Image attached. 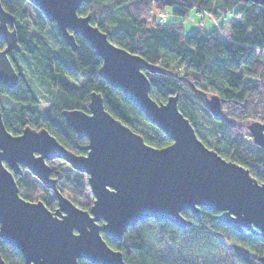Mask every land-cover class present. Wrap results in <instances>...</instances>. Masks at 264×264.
<instances>
[{
  "label": "water",
  "instance_id": "95a60500",
  "mask_svg": "<svg viewBox=\"0 0 264 264\" xmlns=\"http://www.w3.org/2000/svg\"><path fill=\"white\" fill-rule=\"evenodd\" d=\"M62 37L77 50L75 34L82 35L102 58L100 75L130 99L172 142L164 147L144 137L106 110L103 97L93 91L89 111L65 109L63 116L78 137H87L86 154L61 143L46 128L26 127L10 132L3 121L0 102V237L22 253L25 264H129L122 251L109 245L104 235L120 241L123 234L145 218L169 220L182 229L193 225L184 215L198 217L201 207L217 211L215 218L236 231L248 229L264 237V182L249 168L228 160L198 137L190 119L180 110L178 95L157 102L145 70L161 71L112 42L107 33L79 14L83 0H28ZM254 1L264 6V0ZM15 17L0 1V83L14 88L19 73L10 54L21 51ZM264 84V81H263ZM214 116H224L218 95L206 96ZM253 141L264 148V123L247 124ZM61 158L88 175L94 195L90 209L78 206L58 188L60 171L49 160ZM24 168L53 190L55 210L42 200L20 194L15 174ZM55 174L56 176H54ZM104 234V235H103ZM264 264V253L258 257ZM0 264H8L0 253Z\"/></svg>",
  "mask_w": 264,
  "mask_h": 264
},
{
  "label": "trees",
  "instance_id": "16d2710c",
  "mask_svg": "<svg viewBox=\"0 0 264 264\" xmlns=\"http://www.w3.org/2000/svg\"><path fill=\"white\" fill-rule=\"evenodd\" d=\"M0 1L15 17L10 27L16 29L21 46V51L10 54L19 73L17 85L8 88L0 83V97L6 96L14 104L11 109H2L3 121L10 132L20 134L28 126L46 128L70 150L86 154L84 146L88 138L78 137L63 110L89 111L90 95L95 91L102 95L106 110L140 133L147 143L164 147L172 142L123 92L100 75L102 58L82 35L75 34L78 45L75 51L56 24L47 20L30 1ZM31 8L36 10L35 14ZM169 9L179 17L188 16L193 10L207 12L216 20L223 17L222 24L230 22V36L227 41L222 40L218 28L186 33L182 20H169V16L166 22H159L158 14ZM78 12L90 15L91 22L106 32L112 42L159 66L161 71L145 70L151 81L150 95L157 102L178 95L180 110L205 145L226 159L243 164L259 182H264V148L243 137L247 124L238 125V121L248 119L264 123L263 5L245 0H83ZM5 46V41L0 40V49ZM22 63L42 86V99ZM211 95L219 96L224 116L211 113L206 101V96ZM41 103H45L44 111ZM56 169L60 170L58 183L62 180L70 183L71 196L81 208L90 209L92 204L81 199L86 193L84 175L74 174L72 169L73 176L64 175L60 167ZM15 178L26 199L42 200L50 209H56L58 201L55 193H51L53 190L31 172L24 170L15 174ZM216 214L217 211L206 207H201L198 217L191 211L184 212L193 220V225L185 230L169 220L145 218L130 227L120 241L103 235L109 245L122 251L129 264H203L150 252L142 223L152 224L170 242L178 233L207 231L231 246L236 264H261L258 257L264 253V237L248 229L236 231L218 221ZM0 253L8 264H25L20 250L1 237ZM79 264L93 263L80 259Z\"/></svg>",
  "mask_w": 264,
  "mask_h": 264
},
{
  "label": "rangeland",
  "instance_id": "374dc122",
  "mask_svg": "<svg viewBox=\"0 0 264 264\" xmlns=\"http://www.w3.org/2000/svg\"><path fill=\"white\" fill-rule=\"evenodd\" d=\"M31 11L35 14L36 10L31 8ZM38 12V11H37ZM169 20H173L174 18L180 19L185 25V32L190 33L197 29H203L205 32H211L215 28L219 29V37L222 40L227 41L230 36V29L227 27L226 21L224 24L220 20H224L223 17L219 19H215L211 17L207 12H197L193 10L188 16L179 17L173 14L172 10L169 9L168 12ZM32 14V13H31ZM32 14L33 16H35ZM46 37L50 36L48 33ZM23 64V63H22ZM25 67V72L28 75V78L32 82V85L37 93V95L42 99V86L32 77L30 70H28L27 65L23 64ZM0 102L2 104V109L7 108L11 109L14 107L13 102L9 101L6 96L0 97ZM41 107L43 111L45 110V103H41ZM34 121L37 118H32ZM251 119L246 121H238L239 126H243V123L248 124L250 123ZM242 127V128H243ZM246 127V126H245ZM243 129V137L246 140L253 141L252 135L249 129L246 127ZM205 135L204 132H202ZM208 138V135H205ZM49 164L54 167H60L61 172L64 175H72L70 174V169L74 171V174L80 173L84 175V182L86 185V193L83 196V199L87 203H93L94 195L91 191L89 182H88V175L84 172H79L78 170L74 169L69 162L61 159L55 158L48 161ZM24 170L29 171L28 169L24 168ZM60 171V170H59ZM30 172V171H29ZM35 176V175H34ZM56 176V175H55ZM36 177V176H35ZM39 180V179H38ZM40 181V180H39ZM41 182V181H40ZM42 183V182H41ZM59 184V189L69 198H72L73 202H75L78 206V202L75 198H73L70 194V186L71 184L65 180H62ZM20 187V186H19ZM54 195V192H51ZM20 194L24 197L25 191L20 188ZM143 232L145 234V245L146 248L157 255H162L164 257H172V256H180L183 258L190 259L197 263L203 264H236L235 257L233 255V250L231 246L221 240L218 237L211 235L207 231H195L190 233H178L174 241L170 242L166 238H164L158 230L153 228L152 224L146 226L145 223L141 224Z\"/></svg>",
  "mask_w": 264,
  "mask_h": 264
},
{
  "label": "built area",
  "instance_id": "2783aa9c",
  "mask_svg": "<svg viewBox=\"0 0 264 264\" xmlns=\"http://www.w3.org/2000/svg\"><path fill=\"white\" fill-rule=\"evenodd\" d=\"M167 18H168V15H167V13H165V12H160V13L158 14V20H159V22H161V23L166 22V21H167Z\"/></svg>",
  "mask_w": 264,
  "mask_h": 264
},
{
  "label": "crops",
  "instance_id": "0c3cea01",
  "mask_svg": "<svg viewBox=\"0 0 264 264\" xmlns=\"http://www.w3.org/2000/svg\"><path fill=\"white\" fill-rule=\"evenodd\" d=\"M209 14V13H208ZM211 16V15H210ZM212 17V16H211ZM214 18V17H213ZM174 19H176V18H174ZM176 20H180V19H176ZM181 21V20H180ZM221 22L223 21V20H220ZM224 22H226V21H224ZM227 24V27L231 30V25H230V22L229 23H226ZM184 30H185V25H184ZM198 30H200V29H197V30H194L193 32H195V31H198ZM191 33V32H190ZM230 33H231V31H230Z\"/></svg>",
  "mask_w": 264,
  "mask_h": 264
}]
</instances>
